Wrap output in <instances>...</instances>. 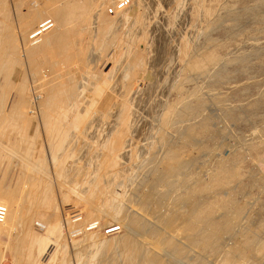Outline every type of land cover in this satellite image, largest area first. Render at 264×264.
Masks as SVG:
<instances>
[{"label": "rangeland", "instance_id": "374dc122", "mask_svg": "<svg viewBox=\"0 0 264 264\" xmlns=\"http://www.w3.org/2000/svg\"><path fill=\"white\" fill-rule=\"evenodd\" d=\"M4 1L0 0V20L3 18L1 21H4L2 15L7 17L11 15L8 18L9 21L12 19L9 22V25H12L10 31L12 30L13 35H11L13 37H19V30L21 31L18 27L20 26L18 25L17 17L19 14L14 9L13 0ZM89 1L94 5L90 2V6L88 5L89 3L86 4V8L88 7L86 10L90 9L86 14L83 12L84 14L81 13V16L79 15L80 21H76L77 23L74 26L75 30L72 29L73 27L71 28V32L69 30L66 40L68 41L70 36L71 39L69 40L71 41L67 42L69 45L72 43V47L68 45L71 48H69L70 51L79 49L77 52L82 53H78L79 55L76 56L79 60H74L76 58H68V62L67 54L61 53L60 50L57 51L56 48H50L51 53L49 48L37 47L38 45L33 46L35 44L33 42L34 44L32 46L36 47V53L31 61L35 64L37 56L38 59L45 58V61L41 63V61L37 60L35 65H31L32 69L29 67L30 65L28 66L29 63L26 60L27 55L22 48V43L24 42L22 41V37H15L17 40L16 42L13 40L16 43L15 50L13 55L11 52L12 57L10 55V58H14L13 63L16 64L17 61L20 68L18 64H12V69L10 70L13 72L6 71V73H9L6 76H10V80L4 76V73L0 74V82L5 81L6 78V87L9 88V85H11L9 92L6 90L9 93L6 97L7 99L9 96L7 99L8 102L11 100L14 101L17 91L14 87H20L21 90H24L23 92L27 91L28 88L33 94V96L31 95L33 100V106H31L32 114L28 113L29 116H32L29 117L28 122L20 119L21 115H18L15 117L11 126L9 125L3 132L0 131V150L3 149L0 152V188L8 190L12 196L11 207L16 210L19 220L13 229V236L11 235L9 238L11 240V250H8L6 255L7 259L4 264H50V262L51 264H57L58 262V264H104L106 261H110L109 258L112 257L110 255L115 252L118 255L117 249L120 246L118 244L119 241L125 238V236L128 237L130 234L124 225H126L129 219H134L136 214L135 219H138L139 215L141 216L138 220L142 227H140V230H143H139L141 234L135 235L136 237L134 236L133 239L139 237L134 240L138 245V249L140 248V259L142 263L146 264L148 263L147 260L154 255L148 241L155 242L154 244H160V239L165 234L163 229L174 227L175 221L180 222L193 207L196 208L203 201L212 199L218 192L223 193L218 194V196L227 202L225 205L227 204V209L230 212H227L226 217L228 225H224L222 222L224 220L223 218H221V221L218 219L219 224L220 222L221 225L223 224V229L219 230L223 233L220 234L222 238L220 239L219 246L222 249L220 248L219 251L227 249L226 251L233 254L237 247L236 243L240 241L237 240L238 235L241 237L243 228L247 227L256 231V235L260 239L257 241L259 244L262 243L260 244L261 246L259 245L261 252H258L257 256L253 258L254 256L250 254V250L248 251L246 249L244 251V260H242L244 263L241 261V264H249V261L251 264L252 262L253 264H264V44L262 43L264 40L258 39L256 43L260 41L259 44L261 43V45L258 44L257 46L253 43L255 41L252 40V38L260 37V35L252 36L258 34V30L262 27L261 22L259 23L253 19H255L254 14L259 12L258 10L261 11L264 9V0H128L127 7L123 9H118V2H126L127 0ZM34 2L36 3L35 7H37L39 4L40 6H44L45 1L39 0L38 2ZM6 9L8 12H6ZM110 9L114 10V14H109ZM209 12L213 13V16H208ZM228 14H233L238 17V32H235L236 30H229V27L224 24V19L228 18ZM248 14L253 16L249 18L247 16ZM45 16V19L49 22L48 25L52 26L54 24L53 19L49 15ZM14 18H17V20ZM105 21L107 22L105 24L108 25H103ZM219 21L222 23L220 24ZM248 21L250 23H245ZM256 28L258 29L256 30ZM49 31H51L50 28L45 33L44 31L42 32L47 34L46 32ZM30 40L33 41L31 37ZM30 40L26 41V44H29ZM212 40L214 43H220L215 44L218 46L215 47V52L220 56L222 62L218 65V70L214 69L215 71L217 70L216 72L212 70L209 73L211 76H209V79L201 81L202 83H196L195 73L188 70L187 67L190 66L187 64L194 60L195 55L197 57L206 48V45H209V43L212 44ZM251 43L255 44L256 47H260V49L263 48L259 50L260 53L253 52L254 49L249 46ZM5 45L7 46V44ZM40 48L43 49V52ZM70 51H67L68 54ZM248 55H259V57L251 58L253 60L244 58L246 59L245 62L241 63L244 60L242 57ZM48 56L50 57L47 58ZM238 57L242 60H239ZM18 58L19 61L21 60V63L18 61ZM236 60L239 64L236 63ZM248 62L249 65L247 64ZM244 63L245 66L246 64L248 66V68L246 66L247 70L244 69ZM237 64L239 67H237ZM241 66L244 71H242L243 69L241 70ZM47 68L52 73L48 72L49 70ZM221 69L226 70H223L225 76L220 74L223 73ZM21 71L25 74L23 72L21 73ZM34 72H37L36 74L39 77ZM57 73L58 75H56ZM68 73L71 76H68ZM44 74H49L50 77H53L51 75H54V77L60 75L59 81L61 83L67 84L68 87L71 85L69 88H71L72 94L74 93L70 99L71 101L69 100L70 104H68V108L71 110H67V108L65 109L67 112L63 110L64 113L66 112V115L64 114L65 116L60 115L62 110H55L52 112L53 114L49 113V117H52L51 119L49 117L47 120L43 119L41 109L39 108H41V102L45 96L44 82H41L43 81L42 77ZM23 75L29 77L28 79H24L26 81H23V83L29 80V84L24 83V86H19L20 82L22 84ZM61 76L64 80L61 79ZM20 79L22 80L19 81ZM224 80L225 82H222ZM10 81L11 83H9ZM190 81L191 83H189ZM192 82L195 83L196 89ZM16 83L19 84L16 85ZM229 83H232L233 86L235 85V88L228 90L227 86L232 85ZM26 85L29 86L27 87ZM205 85L210 88L212 87L211 89L213 90L215 88L217 92L221 91L222 94L225 93L221 97L226 96L225 99H229V102H226L228 103L225 106L226 111L224 109L220 110L221 106L218 107L212 104L211 102L213 101L209 97H206L205 94L202 95L204 88V91L210 89L209 87L206 88ZM200 86L204 88L197 89ZM220 87L223 89L219 91ZM194 92L196 93L194 94ZM188 93L190 94L189 96ZM247 95L251 96V98L243 102L244 105H237L238 107L236 108L234 105H229L230 101L234 100V102H237V98H247ZM193 96L204 97L202 100L205 102L206 105H204L206 108L204 107L205 109L201 110L202 112L200 111L202 114H199L202 117L204 116V118L209 117V120L211 119V124H209L207 132L192 133L194 137L198 136V138H194L192 134L190 136L189 132L186 131L190 128V124L187 125L188 123L182 122L184 119H181L185 115V111L183 110L184 104L191 103L193 106L192 103L195 102L192 101L194 100ZM216 97L215 95L213 100L217 102L220 98ZM175 103L178 104L179 108L176 107L177 104L174 105ZM39 104L41 105L39 106ZM5 107L4 111L8 112V106L6 105ZM124 111L125 113H123ZM204 112L205 114H203ZM39 114L41 117L38 116ZM60 116L61 118L62 116L65 117V119H61ZM165 120L167 122L169 121V123L165 122ZM46 121H48V124L52 122L50 124L51 126L48 124L44 125L43 123H47ZM61 123L63 124L61 125ZM55 125L60 128L55 127ZM184 129L186 130L184 131ZM52 131H54L53 134H51ZM181 140L184 142H180ZM182 146L183 151L184 149L189 151V153H185V156H181V159L183 157L182 162L186 161L187 167H182L184 171L181 169L175 175L176 177L170 176L172 178H164L161 175L163 170L161 160L164 159L165 150H173L174 147L182 148ZM27 149L30 151L28 152ZM221 164H226V169L230 171L237 170L239 175L235 176V178L231 177V181L225 187L218 189V191H211L209 193L197 192L199 194H196V200L194 199L191 203L183 202V205L177 202L178 206H176L174 197L177 195L175 194H178L183 188L190 187V184L193 185L196 182V184H205L209 182L213 175L211 173H214ZM26 166H32L34 169L32 167L28 169ZM25 174L30 178L29 184H24L21 181L22 176ZM151 174H153L152 177ZM154 192L160 193V196L158 193L157 195L154 194ZM141 193L145 195L147 193V197L143 194L144 198ZM151 193L155 196H151ZM161 193L165 196H162ZM122 196L125 197L123 198ZM148 196L149 199H152L151 197L153 196L155 198L153 197L151 201L148 199ZM171 198L174 199H172L173 202ZM146 201H149L147 202L148 204H146ZM167 201L169 203H166ZM131 203H136L134 205H137V207L143 204L141 207L145 213L142 211H139L140 213H134L132 211L134 205L132 206ZM143 207H146L148 210H144ZM149 208L153 209V211L155 209L156 212H154L156 214L153 211L150 213ZM242 210L244 213L241 214ZM89 212L94 213L89 214ZM132 213L135 215H132ZM153 213L154 216L152 215ZM94 216L97 219H94ZM130 216H133V218H130ZM121 219L123 221H119ZM89 222L93 223L90 224ZM77 225H79V228ZM82 228L86 230V233H82ZM87 230L89 238H93L95 241L92 240L91 242L90 239V243H87L89 245H85L87 248L81 245L80 247L78 246V242L80 243L81 239H83L81 235L88 234ZM152 230L157 231L159 235L157 234V237L154 238L153 236L155 234H150ZM36 235H40V237ZM43 235H45V238H43ZM5 237L2 235L1 241L7 242V238ZM37 237L39 240H37ZM142 238L147 240L143 241ZM46 239L48 240L46 241L48 244H44ZM111 239L117 240L115 242L113 240L114 243L111 245L113 246V250L109 249L107 245L108 243L110 245L112 242ZM104 241L107 243H102ZM229 243L233 244L230 245ZM150 253L153 254L150 256ZM164 256L165 254L162 258L166 261V257ZM143 258L144 260H142ZM208 258H204V262L206 261L204 264H213L212 257ZM142 263L140 262V264Z\"/></svg>", "mask_w": 264, "mask_h": 264}, {"label": "bare ground", "instance_id": "6f19581e", "mask_svg": "<svg viewBox=\"0 0 264 264\" xmlns=\"http://www.w3.org/2000/svg\"><path fill=\"white\" fill-rule=\"evenodd\" d=\"M4 1V0H3ZM34 1H39V0H13V2H14V9H16V12L19 14L17 17H18V25H20V26H18L20 29H21V31L19 30V32H20V34H19V37L17 36H12L13 35V33H12V30L10 31V29H11V26L9 25V22L12 20H10L9 21V19L8 18H10L11 17V15H10V17L8 16H4V15H2V17H4V21H1L3 18H1V20H0V74L1 73H4V76H6V74L8 73H6V71H10L11 72V70L10 69H12V64H15V63H13L14 62V58H10V55H11V52H12V55H13V52H14V50H15V44L16 43H14L13 42V40L16 42L17 40L15 39V37L16 38H20V37H22V41H24L22 44V48H23V51L25 52V54L27 55V58H26V60L28 61V66L29 67H31V65H35L36 64V61L37 60H39V61H41V63L42 62H44L45 61V58H39L38 59V56H37V59H36V61H35V64H34V62L33 61H31L32 60V58L34 57V54L36 53V51H35V48L36 47H33V46H37V47H41V48H49V51H50V48H56L57 49V51H59L60 50V52L61 53H64V54H67V59L69 58H76V56H78L79 54L78 53H81V52H77V50H79V49H73V51L71 50L70 51V47L69 46H71L72 45V43H71V45H69V44H67V42L68 41H71V40H69V39H71L70 38V36H69V39H68V41H66L67 40V38H68V34H69V30H70V32H71V28L72 29H74L75 27V25H76V21H80V17H79V15L81 14V13H85L86 14V12L90 9H88V10H86L87 8H86V4L87 3H89L90 1L89 0H44L45 2H44V6H40V4H39V6H37V7H35V2ZM43 1V0H42ZM93 1V0H92ZM117 1V0H116ZM2 2V1H1ZM5 2V1H4ZM11 2V1H10ZM12 2V3H13ZM94 2V1H93ZM260 2V1H259ZM12 3H10L11 5H12ZM90 3H92V2H90ZM88 4L89 6L91 5V4ZM116 3V2H115ZM119 3V2H118ZM5 4V3H4ZM7 4V3H6ZM93 4V3H92ZM104 4V3H103ZM3 5V4H2ZM1 5V6H2ZM87 5V6H88ZM94 5V4H93ZM256 5V4H255ZM259 5V4H258ZM96 6V5H95ZM94 6V7H95ZM109 6V5H108ZM260 6V5H259ZM262 6H263V4H262ZM4 7V6H3ZM254 7V6H253ZM2 8V7H1ZM6 8V7H5ZM248 8V7H247ZM256 8V7H255ZM261 8V7H260ZM264 8V7H263ZM246 9V8H245ZM3 10V9H2ZM7 10V9H6ZM258 10V9H257ZM263 10V11H262ZM261 11L260 10H258L257 12L258 13H256V14H254L255 15V19H253L254 21L255 20H257V22H261L260 24L262 25V27H260V31L258 30V34H255V35H252V36H256V35H260V37H257V38H252V40L253 41H255V42H253V43H255L256 44V46L259 44V42L258 43H256V41H258V39H263L264 40V9H262ZM1 11V10H0ZM4 11H5V9H4ZM9 11H10V9H9ZM254 11H256V10H254ZM6 12H8V10L6 11ZM12 12V11H11ZM15 12V13H16ZM228 12V11H227ZM232 12V11H231ZM250 12V11H249ZM10 13V12H9ZM9 13H8V15H9ZM83 13V14H84ZM113 13H114V10H113ZM247 13V12H246ZM251 13L253 14V12H252V10H251ZM250 13V14H251ZM0 14H1V12H0ZM4 14H6L5 12H4ZM11 14V13H10ZM245 14V13H244ZM16 15V14H15ZM45 15H49L50 16V18L51 19H53V22H54V24L52 25V26H49L48 25V23L49 22H47V20L45 19L46 18V16ZM101 15V14H100ZM229 16H228V18H226V19H224L223 21H224V24L227 26V27H229V30H236L235 32H238L237 30H239L238 29V27H239V22H238V17H236V15H233V14H228ZM238 15V14H237ZM243 15V14H242ZM1 16V15H0ZM14 16V15H13ZM12 16V17H13ZM45 16V17H44ZM81 16V15H80ZM105 16V15H104ZM208 16H213V13H211V12H209L208 13ZM239 16V15H238ZM249 18H250V16H253V15H247ZM246 16V17H247ZM14 17H16V16H14ZM224 17V16H223ZM241 17V16H240ZM247 17V19H249ZM7 18V19H6ZM79 18V19H78ZM83 18V17H82ZM102 18V17H101ZM245 18V17H244ZM14 19H16L17 20V18H14ZM13 19V20H14ZM99 19V18H98ZM108 19V18H107ZM50 20V19H49ZM48 20V21H49ZM252 20V21H253ZM104 21V20H103ZM107 21V20H106ZM103 22L104 24L103 25H108V24H105V23H107V22ZM250 21H251V19H250ZM16 22V21H15ZM102 22V21H101ZM220 22V21H219ZM13 23V22H12ZM11 23V24H12ZM222 22H220V24H221ZM243 23H244V21H243ZM245 23H250L249 21L248 22H245ZM100 24V23H99ZM253 24V23H252ZM251 24V25H252ZM254 24H256L255 22H254ZM17 25V24H16ZM15 25V26H16ZM48 25V27H46ZM102 25V24H101ZM217 25H218V22H217ZM258 25V24H257ZM219 26V25H218ZM245 26V25H244ZM254 26V25H253ZM17 27V26H16ZM52 27H53V29H52ZM99 27V26H98ZM97 27V28H98ZM208 27V26H207ZM216 27V26H215ZM214 27V28H215ZM223 27V26H222ZM252 27V26H251ZM257 27V26H256ZM51 29V31H49V32H46L47 34H44L45 33V31H48V29ZM105 28V27H104ZM209 28V27H208ZM246 28V27H245ZM259 28V27H258ZM258 28H256V30L258 29ZM15 29H17V28H15ZM255 29V28H254ZM75 30V29H74ZM98 30V29H97ZM104 30V29H103ZM252 30V29H251ZM255 30V31H256ZM42 31H44V33L42 32ZM244 31V30H243ZM242 31V32H243ZM16 32H18V31H16ZM42 32V33H41ZM73 32V31H72ZM209 32V31H208ZM253 32V31H252ZM257 32V31H256ZM259 32H261V33H259ZM74 33V32H73ZM12 34V35H11ZM36 34V35H35ZM72 34V33H71ZM236 34V33H235ZM234 35V34H233ZM237 35V34H236ZM230 36V35H229ZM232 36V35H231ZM239 36V35H238ZM30 37L33 39V41H31L30 40ZM39 37H41V38H39ZM71 37H72V35H71ZM233 37V36H232ZM97 38H99V37H97ZM231 38V37H230ZM30 40V42H29V44L27 43L26 44V41H28V40ZM211 39V38H210ZM248 39H250V38H248ZM39 41V42H38ZM213 41V40H212ZM227 41H228V38H227ZM230 41H232V40H230ZM251 41V40H250ZM262 41V40H261ZM33 42H35V44L33 43ZM36 42H37V44H36ZM91 42V41H90ZM210 42V41H209ZM217 42V41H216ZM221 42V41H220ZM247 42V41H246ZM95 43H96V41H95ZM94 43V44H95ZM219 43V42H218ZM218 43H214V41H213V43L212 44H210L209 43V45H206V48L204 49V50H202L200 53H199V55H197V57H196V55H195V58H194V60H192L189 64H187V65H189L190 67H187L188 68V70H190V71H193V73H195V78H196V80H197V82L196 83H198V82H201V81H205V80H207V79H209L211 76L209 75V73H211V71L213 70V71H215L214 69H217L218 68V65H220V63L222 62V59L220 58V56L215 52V47H218V46H216L215 44H218ZM222 43V42H221ZM226 43V42H225ZM244 43V42H243ZM250 43V42H249ZM263 44H264V41L262 42ZM5 44H7V46L5 45ZM32 44H34L33 46H32ZM74 44V43H73ZM220 44V43H219ZM231 44V43H230ZM255 44H252L251 43V45H249L250 47H252L254 50H253V52L254 53H260V51L259 50H261V49H263V48H261L260 49V47H256L255 46ZM69 45V46H68ZM227 45V44H226ZM237 46H238V44H236ZM253 45V46H252ZM259 45H261V43L259 44ZM32 48H31V47ZM74 46H75V44H74ZM228 46V45H227ZM245 46V45H244ZM72 47V46H71ZM220 47V46H219ZM236 47V46H235ZM255 47V48H254ZM40 48V49H41ZM70 48V49H69ZM74 48H76V47H74ZM226 48V47H225ZM228 48V47H227ZM248 48V47H247ZM55 49V50H56ZM103 49V48H102ZM241 49V48H240ZM243 49V48H242ZM249 49V48H248ZM19 50V49H18ZM42 50V52H43V49H41ZM41 50H40V52H41ZM55 50H54V52H55ZM70 51V53L68 54V52ZM101 51V50H100ZM217 51V50H216ZM241 51V50H240ZM257 51H259V52H257ZM263 51H264V49H263ZM41 52V53H42ZM45 52H46V50H45ZM51 52V51H50ZM235 52V51H234ZM250 52H251V50H250ZM249 52V53H250ZM19 53V52H18ZM23 53V52H22ZM37 53H38V51H37ZM46 53H48V52H46ZM52 53V52H51ZM57 53V52H56ZM240 53V52H239ZM252 53V52H251ZM49 54V53H48ZM82 54V53H81ZM227 54V53H226ZM241 54V53H240ZM253 54V53H252ZM12 55H11V57H12ZM22 55V54H21ZM46 55V54H45ZM56 55V54H55ZM84 55V54H83ZM129 55V54H128ZM186 55V54H185ZM233 55V54H232ZM247 55V54H246ZM261 55V54H260ZM44 56V55H43ZM81 56V55H80ZM79 56V57H80ZM227 56H228V54H227ZM20 57V56H19ZM50 56H48L47 58H49ZM223 57V56H222ZM259 57V55H248V56H243L242 58L244 59V58H247V59H249L250 58V60H253V59H251V58H258ZM46 58V59H47ZM62 58V57H61ZM239 58V57H238ZM17 59V58H16ZM51 59V58H50ZM54 59H55V57H54ZM69 59H68V62H69ZM226 59V58H225ZM72 60V59H71ZM74 60H79V59H74ZM229 60V59H228ZM238 60V59H237ZM237 60H236V63H238L237 62ZM239 60H242V59H240L239 58ZM245 60L246 59H244V60H242L241 61V63L242 62H245ZM18 61H19V58H18ZM21 61V60H20ZM19 61V62H20ZM49 61V60H48ZM47 61V62H48ZM51 61V60H50ZM53 61V60H52ZM59 61V60H58ZM132 61V60H131ZM130 61V62H131ZM231 61V60H230ZM233 61V60H232ZM33 62V63H32ZM46 62V63H47ZM72 62V61H71ZM71 62H70V64H71ZM234 62V61H233ZM240 62V61H239ZM250 62V61H249ZM249 62L247 63L248 65H249ZM21 63V62H20ZM23 63V62H22ZM32 63V64H31ZM37 63H39V62H37ZM51 63V62H50ZM53 63H55V62H53ZM224 63V62H223ZM227 63V62H226ZM16 64H18L17 63V61H16ZM15 64V65H16ZM230 64V63H229ZM232 64V63H231ZM234 64H235V62H234ZM239 64V63H238ZM237 64V65H238ZM247 64H246V66H247ZM19 65V64H18ZM27 65V64H26ZM46 65V64H45ZM45 65H43V66H45ZM48 65H50L49 63H48ZM73 65V64H72ZM131 65V64H130ZM224 65V64H223ZM223 65H222V67H223ZM240 65H242V64H240ZM14 66V65H13ZM41 66V65H40ZM58 66H59V63H58ZM129 66V65H128ZM225 66V65H224ZM230 66V65H229ZM232 66H233V64H232ZM231 66V67H232ZM243 66H245V63H244V65ZM246 66H245V68L244 69H246ZM17 67V66H16ZM45 67H48V66H45ZM55 67V66H54ZM57 67V66H56ZM130 67V66H129ZM132 67V66H131ZM228 67V66H227ZM235 67V66H234ZM237 67H239V65L237 66ZM242 67V66H241ZM14 68V67H13ZM18 68V67H17ZM19 68H20V65H19ZM25 68V67H24ZM32 68V67H31ZM41 68V67H40ZM48 68H50V67H48ZM47 68V70H49ZM53 68V67H52ZM52 68H51V70H52ZM247 68H248V66H247ZM29 69V68H28ZM27 69V70H28ZM33 69V68H32ZM45 69V68H44ZM58 69H59V67H58ZM57 69V70H58ZM220 69V68H219ZM231 69H233V68H231ZM239 69V68H238ZM243 69V67L241 68V70ZM244 69L242 70V71H244ZM24 70V69H23ZM39 70V69H38ZM43 70V69H42ZM55 70V69H54ZM61 70V69H60ZM64 70V69H63ZM218 70V69H217ZM216 70V71H217ZM222 70V69H221ZM224 70V69H223ZM223 70H222V72H223ZM247 70V69H246ZM3 71H5V72H3ZM30 71H31V69H30ZM34 71V70H33ZM32 71V72H33ZM59 71V70H58ZM215 71V72H216ZM224 71H226V70H224ZM232 71V70H231ZM13 72V71H12ZM11 72V73H12ZM23 71H21V73H22ZM24 72H25V70H24ZM23 72V73H24ZM38 72V71H37ZM36 72V73H37ZM40 72H41V70H40ZM48 72H50V73H52V71H48ZM54 72V71H53ZM62 72V71H61ZM128 72V71H127ZM214 72V73H215ZM227 72H228V70H227ZM226 72V73H227ZM20 73V74H21ZM25 73H27V71L25 72ZM24 73V74H25ZM35 73V72H34ZM35 73V74H36ZM49 73V74H50ZM187 73V72H186ZM189 73H191V72H189ZM192 73V74H193ZM229 73V72H228ZM243 73V72H242ZM246 73V72H245ZM9 74V73H8ZM40 74V73H39ZM49 74H44L43 75V77H42V80L43 81H41V82H44V85L43 84H41V85H43V87H44V89H45V96H44V100H42V105L41 104H39V106L41 107V108H39V109H41L40 111L42 112L41 114H42V116H43V119H45V120H47V119H51L52 117H49V113H52L53 111H59V110H62V112H61V114L60 115H63V116H65L66 114V108H67V110H69L70 108H68V104H70V102H69V100L71 99V97H73V94H72V92H71V88H69L71 85H69V87H68V85L67 84H63V82L61 83V81H59V78H60V75L59 76H56V77H54V75H51V76H53V77H50L49 76ZM54 74V73H53ZM61 74V73H60ZM220 74H223L224 75V72L223 73H220ZM29 75V74H28ZM56 75H58V73L56 74ZM70 74L68 73V76H69ZM214 75V74H213ZM217 76H218V74H216ZM20 76V75H19ZM24 77H26L25 75H23ZM36 76H38L37 74H36ZM42 76V75H41ZM63 76V75H62ZM62 76H61V79H63L62 78ZM71 76V75H70ZM210 76V77H209ZM221 76V75H220ZM225 76V75H224ZM251 76V75H250ZM1 77V76H0ZM6 77H8V75L6 76ZM21 77V76H20ZM24 77H22L23 78V80L22 79H20L19 81H21L22 80V84H21V82H20V85L19 86H21V85H25L24 83H27V84H29L28 83V81L27 82H24L23 83V81H26V80H24V79H28L29 77H26V78H24ZM33 77V76H32ZM39 77V76H38ZM131 77V76H130ZM193 77V76H192ZM216 77V76H215ZM249 77V76H248ZM253 77V76H252ZM5 78V77H4ZM9 78V79H8ZM7 79L8 80H10V76L8 77ZM31 78V77H30ZM95 78V77H94ZM214 78V77H213ZM224 78V77H223ZM229 78V77H228ZM221 79V78H220ZM64 80V79H63ZM193 80V79H192ZM212 80V79H211ZM31 81V80H30ZM189 81V80H188ZM218 81V80H217ZM249 81V80H248ZM6 78H5V81H2V82H0V131H4V130H6L8 127H9V125L11 126V124H12V122L14 121V119H15V117L16 116H20L21 115V118L20 119H22V120H24V121H27L28 122V120H29V117H31V116H29V114H32L31 113V106H33V100H32V96H33V94L31 93V90H29L28 88H27V91H25V92H23L24 90H21V88L20 87H18V88H20V89H18L17 87H14V89H16L17 91H16V95H15V97H14V101H9L8 102V98H9V96H8V98L6 99V97H7V94H9L8 92H9V89L11 88V85H9V88H7L6 87ZM187 82V81H186ZM207 82V81H206ZM222 82H225V80L224 81H222ZM9 83H11V81L9 82ZM40 83V82H39ZM183 83V82H182ZM189 83H191V81L189 82ZM192 83H194V82H192ZM202 83V82H201ZM219 83H221V82H219ZM17 84H19V83H16V85ZM210 84V83H209ZM208 84V85H209ZM229 84H232V83H229ZM236 84V83H235ZM16 85H14V86H16ZM40 85V86H41ZM203 85V84H202ZM225 85H227L226 83H225ZM27 87L29 86V85H26ZM39 86V85H38ZM76 86V85H75ZM194 86H195V83H194ZM206 86V85H205ZM213 86V85H212ZM216 86V85H215ZM235 86V85H234ZM233 86V84L231 85V86H227L228 88V90L230 89H234L235 87ZM239 86V85H238ZM101 87V86H100ZM207 87H209V86H206V88ZM237 87V86H236ZM259 87V86H258ZM23 88V87H22ZM30 88V87H29ZM179 88H181V87H179ZM190 88V87H189ZM198 88H202L201 86L200 87H197V89ZM204 88V87H203ZM202 88V89H203ZM210 88V87H209ZM212 88V87H211ZM208 89V90H205L204 91V89L202 90V92H204L202 95H206V97H209L213 102H211L212 104H214V105H216V106H218V107H220V110L221 109H224L225 111H226V108H225V106H226V104H228V103H226L227 101L229 102V99H225V97L226 96H224V97H221V96H223L225 93H221V91L220 90H222L221 89V87L219 88V91L220 92H217L216 90H215V88H214V90L213 89ZM43 89V88H42ZM72 89H74L75 90V88H73L72 87ZM193 89V88H192ZM195 89H196V86H195ZM200 89H199V91H200ZM245 89V88H244ZM6 90H8V92L6 91ZM194 91V90H193ZM196 91V90H195ZM244 91V90H243ZM99 92V91H98ZM191 92H192V90H191ZM258 92V91H257ZM76 93H78V92H76ZM100 93V92H99ZM196 92H194V94H195ZM245 93V92H244ZM243 93V94H244ZM44 94V93H43ZM185 94V93H184ZM184 94H183V96H184ZM187 94V93H186ZM193 94V95H194ZM242 94V95H243ZM251 94H253V93H251ZM32 95V96H31ZM76 95V94H75ZM95 95V94H94ZM190 94L188 93V96H189ZM215 95L217 96L216 98H220V99H218V101L216 102V100L214 101L213 100V98H215ZM241 95V96H242ZM245 95V94H244ZM96 96V95H95ZM246 96V95H245ZM248 96V95H247ZM75 97V96H74ZM186 97H187V95H186ZM194 97V100H192V101H195L194 103H192L193 104V106L191 105V103L190 104H184V106H183V104H182V106L184 107H182L183 108V110L185 111V115H184V117H181V119H184L182 122H185V123H188L187 125H189L190 124V128H186V129H184V131L186 130V131H188L189 132V134H190V136H191V134L193 133H199V132H201V131H203V132H207V129L209 128V124H211V122H210V120H209V117H206V118H204V116L202 117V111L201 110H204L206 107H205V102L202 100V98H204L203 96H201L202 98H200V96H193ZM187 98H189V97H187ZM187 98H185V99H187ZM240 98V97H239ZM251 98V96H248L247 98L246 97H243V98H240V99H236L237 100V102L235 101L234 102V100L233 101H230V103H229V105H234L235 106V108L236 107H238L239 105H242L243 104V102H245V101H248L249 99ZM185 99H184V101H185ZM207 99V98H206ZM210 99H207V100H209V101H211ZM31 100H32V102H31ZM179 100V99H178ZM256 100V99H255ZM71 101V100H70ZM92 101V100H91ZM187 101V100H186ZM77 102V101H76ZM189 102V101H188ZM187 102V103H188ZM79 103V102H78ZM182 103V102H181ZM181 103H179V105H181ZM184 103V102H183ZM71 104H72V102H71ZM75 104V103H74ZM177 103H175L174 105H176ZM205 104V105H204ZM8 106V112H5L4 111V109L6 108L5 106ZM77 105V104H76ZM229 105H227V106H229ZM238 105V106H237ZM244 105V104H243ZM29 106H30V108H29ZM69 106H71V105H69ZM78 106V105H77ZM35 107V106H34ZM177 108H179L178 107V104H177V106H176ZM205 107V108H204ZM231 107V106H230ZM75 108V107H74ZM217 108V107H216ZM33 109V108H32ZM73 109V108H72ZM214 109V108H213ZM232 109H233V107H232ZM66 111L65 113H64V111ZM71 110V109H70ZM174 110V109H173ZM172 110V111H173ZM176 110V109H175ZM219 110V109H218ZM7 111V110H6ZM196 111V112H195ZM201 111V112H200ZM73 112V111H72ZM182 112V111H181ZM223 112V111H222ZM19 113V114H18ZM29 113V114H28ZM35 113V112H34ZM56 113V112H55ZM68 113H69V111H68ZM123 113H125V111L123 112ZM179 113V112H178ZM199 113H201V114H199ZM208 113H210V112H208ZM53 114V113H52ZM51 114V115H52ZM57 114V113H56ZM65 114V115H64ZM169 115H170V113H168ZM184 114V113H183ZM203 114H205V112L203 113ZM50 115V116H51ZM55 115V114H54ZM68 115H70V114H68ZM182 115V114H181ZM180 115V116H181ZM38 116H40V114L38 115ZM56 116H59V115H56ZM62 116V118H61V116H60V118L61 119H65V117H63ZM177 116V115H176ZM41 117V116H40ZM49 117V118H48ZM67 117V116H66ZM179 118V117H178ZM34 119V118H33ZM41 119V118H40ZM54 119V118H53ZM59 119V118H58ZM123 119H124V116H123ZM166 119H168V118H166ZM122 120V119H121ZM176 120H177V118H176ZM31 121V120H30ZM42 121V120H41ZM124 121V120H123ZM213 121V120H212ZM16 122H18V121H16ZM33 122V121H32ZM47 123H43L44 125L45 124H48V121H46ZM58 122V121H57ZM62 122V121H61ZM165 122H167V120H165ZM25 123V122H24ZM50 124L52 123V122H49ZM123 123V122H122ZM167 123H169V121L167 122ZM28 124V123H27ZM50 124H48V125H50ZM63 123H61V125H62ZM165 124V123H164ZM30 125V124H29ZM28 125V126H29ZM57 125H60V124H57ZM167 125V124H166ZM165 125V126H166ZM186 125V124H185ZM27 126V125H26ZM51 126V125H50ZM184 126V125H183ZM12 127H13V125H12ZM11 127V128H12ZM46 127V126H45ZM53 127H54V125H53ZM55 127H58V128H60L59 126H56L55 125ZM171 127V126H170ZM179 127V126H178ZM49 128V127H48ZM183 128V127H182ZM185 128V127H184ZM28 129V128H27ZM45 129V128H44ZM47 129V128H46ZM51 129H52V127H51ZM55 129V128H54ZM170 129V128H169ZM172 129V128H171ZM174 130V129H173ZM11 131V130H10ZM53 132L54 131H52V133L51 134H53ZM56 132V131H55ZM183 132V131H182ZM37 133V132H36ZM9 134V133H8ZM12 134V133H11ZM184 134V133H183ZM186 134H187V132H186ZM189 134H187V135H189ZM192 134V136L194 137V135ZM3 135V134H2ZM40 135V134H39ZM185 135V134H184ZM199 135V134H198ZM201 135H203V134H201ZM183 136V135H182ZM189 136V137H190ZM2 137V136H1ZM22 137H24V136H22ZM35 137V136H34ZM160 137V136H159ZM181 137V136H180ZM183 137H186V136H183ZM199 137H200V135H199ZM68 138V137H67ZM188 138V137H187ZM194 138H198V136L197 137H194ZM181 139V138H180ZM179 139V140H180ZM250 139V138H249ZM17 140H18V138H17ZM17 140H15V141H17ZM30 140H31V138H30ZM33 140V139H32ZM35 140V139H34ZM63 140V139H62ZM183 140V139H182ZM182 140L180 141V142H182ZM185 140H186V138H185ZM26 142H27V140H26ZM184 142V141H183ZM182 142V143H183ZM8 143V142H7ZM61 143V142H60ZM59 143V144H60ZM29 144V143H28ZM52 145H54V144H52ZM10 146V145H9ZM31 146V145H30ZM35 146V145H34ZM111 146V145H110ZM178 146H179V143H178ZM15 147V146H14ZM33 147V146H32ZM52 147H54V146H52ZM113 147V146H112ZM163 147V146H162ZM0 148H1V146H0ZM42 148V147H41ZM109 148V147H108ZM111 148V147H110ZM43 149V148H42ZM42 149H40V150H42ZM57 149V148H56ZM59 149V148H58ZM115 149V148H114ZM3 149H1L0 150V152L2 151ZM8 150V149H7ZM17 150V149H16ZM28 150V149H27ZM27 150H26V152H27ZM52 150V149H51ZM14 151V150H13ZM30 150H28V152H29ZM115 151V150H114ZM160 151V150H159ZM5 152V151H4ZM11 152V151H10ZM18 152V151H17ZM186 152H188L189 153V151H187L186 149H184V151H183V146H182V148H175L174 147V149L172 150V149H166L165 150V155H164V159H165V161H163V160H161L160 162L163 164V166L161 165V167H162V174L161 175H163V177L165 178H167V177H169V178H172V177H174L175 175H177L180 171H181V169L184 171V169L182 168V167H184V166H186V161L185 162H182L183 160V157H182V159H181V156H185V153ZM20 153V152H19ZM22 153V152H21ZM49 153V152H48ZM55 153V152H54ZM58 153V152H57ZM187 153V154H188ZM6 154H8V153H6ZM10 154V153H9ZM23 154V153H22ZM34 154V153H33ZM44 154V153H43ZM43 154H42V156H43ZM2 155H3V157H4V154H3V152H2ZM30 155V154H29ZM154 156V155H153ZM10 157V156H9ZM9 157H7V158H9ZM16 157V156H15ZM18 157V156H17ZM19 158V157H18ZM39 158V157H38ZM45 158H46V156H45ZM12 159V158H11ZM54 159V158H53ZM63 161V160H62ZM44 162V161H43ZM23 164V163H22ZM62 165V164H61ZM23 166H25V165H23ZM63 166V165H62ZM149 166V165H148ZM152 166V165H151ZM157 166V165H156ZM226 164H221L220 166H218L217 167V170H215V172L214 173H211V174H213L212 175V177H211V179L209 180V182H207V183H203V184H194L193 183V185H189L190 187H186V188H183L182 189V191H179V193L178 194H175L173 191H172V193L173 194H175V195H177V196H175L174 197V199H175V201H176V206H178V204H177V202L178 203H183V202H185V203H191V202H193L194 201V199L196 200L197 199V195L199 194V193H201V192H204V193H209V192H211V191H218V189H220L221 187H225V185H227V183H229L230 181H231V177H234L235 178V176H237V175H239V173H237V170L236 171H230V170H228V169H226ZM29 167L30 166H26V168H28L29 169ZM32 167V166H31ZM30 167V168H31ZM65 167V166H64ZM158 167V166H157ZM187 167V166H186ZM185 167V168H186ZM23 168V167H22ZM33 169H34V167H32ZM102 168V167H101ZM233 168H235V167H233ZM233 168H231V169H233ZM27 169V170H28ZM37 169V168H36ZM157 169V168H156ZM187 169V168H186ZM24 170H26L25 168H24ZM99 170V169H98ZM30 171H31V169H30ZM36 171V170H35ZM60 171H62V170H60ZM60 171H59V173H60ZM31 172H33V171H31ZM213 172V171H212ZM35 173V172H34ZM37 173V172H36ZM160 173H161V171H160ZM33 174V173H32ZM118 174V173H117ZM140 174V173H139ZM152 175L153 174H151V177H152ZM186 175V174H185ZM189 175V174H188ZM36 176V175H35ZM112 176V175H111ZM141 176H143V175H141ZM156 176V175H155ZM170 176H172V177H170ZM109 177V176H108ZM107 177V178H108ZM139 177V176H138ZM161 177V176H160ZM176 177V176H175ZM97 178V177H96ZM102 178V177H101ZM158 179H159V177H157ZM106 179V178H105ZM153 179V178H152ZM161 179H162V177H161ZM160 179V180H161ZM190 179V178H189ZM98 180V179H97ZM102 180H104V179H102ZM115 180V179H114ZM183 180V179H182ZM21 181H23L24 182V184H29V181H30V178L28 177V175H23L22 176V178H21ZM176 181V180H175ZM179 181V180H178ZM184 181V180H183ZM191 181V180H190ZM146 182V181H145ZM144 182V183H145ZM188 182V181H187ZM85 183V182H84ZM98 183V182H97ZM103 183V182H102ZM142 183V182H141ZM140 183V184H141ZM143 183V184H144ZM146 183H148V182H146ZM145 183V185H147ZM150 183V182H149ZM171 183V182H170ZM186 183V182H185ZM192 183V182H191ZM78 184V183H77ZM124 184V183H123ZM183 184V183H182ZM187 184V183H186ZM149 185V184H148ZM166 186H167V184H165ZM139 186V185H138ZM152 186V185H151ZM165 186V188H167ZM169 186V185H168ZM174 186V185H173ZM74 187V186H73ZM112 187V186H111ZM149 187V186H148ZM156 187H158V185H156ZM181 187V186H180ZM227 187V186H226ZM35 188V187H34ZM105 188H106V186H105ZM163 188H164V185H163ZM90 189V188H89ZM98 189V188H97ZM107 189V188H106ZM113 189H114V187H113ZM123 189V188H122ZM134 189V188H133ZM138 189V188H137ZM161 189V188H160ZM169 189V188H168ZM180 189V188H179ZM224 189V188H223ZM115 190V189H114ZM145 190H146V188H145ZM110 191V190H109ZM126 191H127V189H126ZM164 191V190H163ZM168 191V190H167ZM166 191V192H167ZM132 192H133V190H132ZM151 192V191H150ZM150 192H148L149 194H150ZM158 192H160V191H158ZM157 192V193H158ZM177 192V191H176ZM197 192H199L198 194H197ZM92 193V192H91ZM94 193V192H93ZM131 193V192H130ZM157 193H155L154 192V194H156L157 195ZM168 193V192H167ZM166 193V194H167ZM133 194V193H132ZM132 194H131V196H132ZM144 194V193H143ZM142 193H141V195L144 197V195H143ZM153 193H151V196L152 195H154ZM160 193H158V195H159ZM197 194V195H196ZM218 194H223V193H217L216 195H214V197H212V199H209L208 201H203L202 202V204H200L199 206H197L196 208L195 207H193V209H191L190 211H189V213L187 214V216L185 217V218H183L180 222L179 221H175L174 223H175V226H174V224H173V226L174 227H171V228H166V229H163L164 230V236H160L161 237V239H160V244L159 243H157V244H159V245H157V244H154L153 242H151V241H148V244L149 245H151V251L152 252H154V255H152L151 253L149 254L151 257L147 260V262L148 263H146V264H204L205 262H204V258H208V257H212V261H213V264H241V261L242 260H244V251H246V249L249 251L250 250V254L252 255V256H254L253 258H255V256H257V254H258V252H261V250H259V247L261 246L260 244H262V243H258V236L256 235V231H254L253 229V231L251 230V229H249V228H247V227H244L243 228V231H242V233L243 234H241V237H240V235H238L239 237H237L238 239V241L239 242H237L236 244H237V247L235 248V251L234 250H232V251H234V253L232 254V253H230V252H228V251H226V250H224V251H219L220 250V246H219V243H220V239L222 238L221 237V235L220 234H223L222 232H220L219 230H221V229H223V227H222V225H221V222H220V224H219V220L218 219H220V221H221V218H223L224 220H222V222L224 223V225L225 224H227V221H226V217H227V212H229L228 211V209H227V204L225 205V203H227V202H225V200L223 199V198H221L220 196H218ZM100 195V194H99ZM102 195V194H101ZM138 195V194H137ZM161 195L163 196L164 194H162L161 193ZM170 195H171V192H170ZM93 196V195H92ZM104 196V195H103ZM119 196V195H118ZM146 197H147V193H146V195H145ZM155 196V195H154ZM153 196V197H154ZM160 196V195H159ZM165 196V195H164ZM172 196V195H171ZM94 197V196H93ZM97 197V196H96ZM113 197V196H112ZM116 197V196H115ZM123 198L125 197V196H122ZM133 197V196H132ZM137 197V196H136ZM142 197V198H143ZM153 197H151L152 199H153ZM200 197V196H199ZM223 197V196H222ZM11 198H12V196L10 195V193L8 192V190H6V189H4V188H0V208H2L3 210H5L6 212H5V220L3 221V222H1L0 223V264H4L5 262H6V255H7V252H8V250H11L10 249V241L11 240H9V238L11 237V235L13 234V229H14V227H15V225H16V223H17V221H19L18 220V214H17V212H16V210L15 209H13L12 207H11ZM114 198V197H113ZM129 198V197H128ZM140 198V197H139ZM145 198V197H144ZM155 198V197H154ZM225 198V197H224ZM110 199V198H109ZM108 199V200H109ZM121 199V198H120ZM125 199H127V198H125ZM131 199V198H130ZM137 199H138V197H137ZM148 199H149V196H148ZM152 199H149V200H151L152 201ZM159 199V198H158ZM173 198H171V200H172ZM173 199V200H174ZM83 200V199H82ZM128 200V199H127ZM132 200H133V198H132ZM131 200V201H132ZM170 200V199H169ZM173 200H172V202H173ZM129 201V200H128ZM142 201V200H141ZM161 201V200H160ZM175 201H174V203H175ZM228 201V200H227ZM83 202V201H82ZM114 202V201H113ZM136 202H138V201H136ZM145 202V201H144ZM147 202H149V201H146V204H148ZM158 202V201H157ZM162 202V201H161ZM164 202V201H163ZM70 203V202H69ZM91 203V202H90ZM133 203V202H132ZM131 203V205L133 206L134 204H136V203H134V204H132ZM152 203V202H151ZM159 203V202H158ZM157 203V204H158ZM166 203H169L168 201L166 202ZM165 203V204H166ZM171 203V202H170ZM229 203V202H228ZM111 204V203H110ZM117 204V203H116ZM122 204V203H121ZM130 204V203H129ZM137 204H139V203H137ZM195 204V203H194ZM143 205V204H142ZM141 205V206H142ZM158 205H161V204H158ZM167 205V204H166ZM180 205V204H179ZM183 205V204H182ZM192 205V204H191ZM140 205H139V207H137V205H134V208H133V210L132 211H134V213L136 212V213H140L139 211H142V212H144L145 213V211H143L142 210V207H141ZM144 206H145V204H144ZM156 206V205H155ZM225 206H226V208H225ZM229 206V205H228ZM99 207V206H98ZM101 207V206H100ZM113 207V206H112ZM158 207H160V206H158ZM158 207H156L157 209H158ZM168 207V206H167ZM223 207H224V209H223ZM93 208V207H92ZM105 208V207H104ZM154 208V207H153ZM161 208V207H160ZM177 208V207H176ZM183 208V207H182ZM181 208V209H182ZM186 208H187V206H186ZM190 208V207H189ZM86 209V208H85ZM98 209V208H97ZM143 209L145 210V209H147L146 207L144 208L143 207ZM173 209V208H172ZM223 209V210H222ZM240 209H242V208H240ZM239 209V210H240ZM91 210V209H90ZM99 210V209H98ZM97 210V211H98ZM131 210V209H130ZM148 210V209H147ZM146 210V211H147ZM149 210H150V213H151V211H153V209H150L149 208ZM176 210V209H175ZM183 210V209H182ZM185 210V209H184ZM245 210V209H244ZM96 211V210H95ZM94 211V212H95ZM106 211V210H105ZM111 211H113V210H111ZM154 211H155V209H154ZM153 211V212H154ZM166 211V210H165ZM168 211V210H167ZM171 211V210H170ZM187 211V210H186ZM221 211H223V212H221ZM235 211V210H234ZM233 211V212H234ZM94 212H89V214H93ZM99 212V211H98ZM100 212H102V211H100ZM130 212V211H129ZM148 212V211H147ZM156 212V211H155ZM154 212V213H155ZM172 212V211H171ZM175 212V211H174ZM173 212V213H174ZM177 212V211H176ZM188 212V211H187ZM236 212V211H235ZM112 213V212H111ZM127 213H128V211H127ZM149 213V212H148ZM147 213V214H148ZM154 213L152 214L153 216H154ZM180 213V212H179ZM184 213V212H183ZM230 213V212H229ZM242 213H244L243 212V210H242V212H241V214ZM88 214V213H87ZM88 214V215H89ZM156 214V213H155ZM177 214V213H176ZM86 215V214H85ZM94 215H96V214H94ZM107 215V214H106ZM132 215H135V214H133L132 213ZM150 215V214H149ZM151 215V216H152ZM163 215V214H162ZM234 215V214H233ZM124 216V215H123ZM135 216H137V214L135 215ZM135 216H134V219H127L126 221V225H124V226H126V228H127V230H128V232L130 233L129 234V236L128 237H126L125 236V238H123L122 240H120L121 239V237H120V241H119V245L120 246H118V249H117V254L118 255H116L115 253L114 254H112V255H110V253H109V255H110V257L111 258H109L110 259V261H106V263H104V264H140V262L142 263V261H141V252H140V248L138 249V245H137V243H135V240L134 239H137V238H139V237H137V238H134L133 239V237L136 235H138L139 233H140V231H142V230H140V221L138 220L139 219V217L141 218V216L139 215L138 216V219H135ZM143 216H145V215H143ZM157 216H158V214H157ZM160 216V215H159ZM172 216H174V215H172ZM176 216V215H175ZM220 216V217H219ZM91 217V216H90ZM125 217H126V215H125ZM125 217H123V219H125ZM133 218V216H130V218ZM183 217V216H182ZM219 217V218H218ZM86 218V217H85ZM92 218H93V215H92ZM137 218V217H136ZM170 218V217H169ZM230 218V217H229ZM241 218V217H240ZM94 219H97V218H95V216H94ZM99 219V218H98ZM157 219V218H156ZM118 220V219H117ZM142 220H143V218H142ZM141 220V221H142ZM158 220V219H157ZM163 220V219H162ZM227 220H229V219H227ZM231 220V219H230ZM119 221H123L122 219L121 220H119ZM155 221V220H154ZM161 221V220H160ZM226 221V222H225ZM232 221V220H231ZM234 221V220H233ZM241 221H243V220H241ZM98 222V221H97ZM115 222H116V220H115ZM177 222H179V223H177ZM90 224L91 223H93V222H89ZM125 223V222H124ZM229 223V222H228ZM231 223V222H230ZM237 223H239L238 221H237ZM236 223V224H237ZM243 223V222H242ZM117 224V223H116ZM150 224V223H149ZM232 224V223H231ZM241 224V223H240ZM245 224V223H244ZM92 225H94V224H92ZM109 225V224H108ZM122 225V226H123ZM163 225V224H162ZM165 225V224H164ZM228 225V224H227ZM24 226V225H23ZM70 226V225H69ZM79 225H77V227H78ZM85 226V225H84ZM84 226H83V228H84ZM90 226V225H89ZM123 226V227H124ZM145 226V225H144ZM172 226V225H171ZM237 226V225H236ZM244 226V225H243ZM76 227V226H75ZM76 227V228H77ZM86 227H87V225H86ZM99 227V226H98ZM146 227V226H145ZM160 227H162V226H160ZM166 227V226H165ZM167 227H168V225H167ZM230 227V226H229ZM228 227V228H229ZM59 228H60V225H59ZM79 228V227H78ZM82 228V229H83ZM92 228V227H91ZM94 228V227H93ZM142 228V227H141ZM231 228V227H230ZM236 228V227H235ZM238 228V227H237ZM242 228V227H241ZM26 229V228H25ZM62 229V228H61ZM88 229H89V227H88ZM158 229V228H157ZM232 229V228H231ZM255 229V228H254ZM69 230V229H68ZM77 230V229H76ZM83 230H85V229H83ZM82 230V233L84 232V233H86V230L85 231H83ZM91 230V229H90ZM99 230V229H98ZM140 230V231H139ZM151 230V229H150ZM225 230H226V228H225ZM225 230H223V231H225ZM228 230V229H227ZM230 230V229H229ZM235 230V229H234ZM237 231L239 230V229H236ZM60 231V230H59ZM80 231V230H79ZM114 231V230H113ZM232 231H233V229H232ZM240 231V230H239ZM64 232V231H63ZM78 232V231H77ZM112 232V231H111ZM228 232V231H227ZM87 233H88V230H87ZM146 233V232H145ZM152 233V235L153 234H155L153 237L155 238V237H157V231H155V230H152V231H150V234ZM231 233V232H230ZM81 234V233H80ZM79 234V235H80ZM92 233L90 232V235H91ZM94 234V233H93ZM141 234V233H140ZM227 234V233H226ZM2 235L3 236H6L5 238H7V242L6 241H1V239H2ZM23 235V234H22ZM35 235V234H34ZM46 235V234H45ZM45 235H43V238H45L44 236ZM128 235V234H127ZM152 235H150V236H152ZM159 235V234H158ZM229 235V234H228ZM234 235V234H233ZM255 235H256V237H255ZM13 236V235H12ZM20 236V235H19ZM36 236H38V235H36ZM47 236V235H46ZM58 236V235H57ZM82 237H83V239H81V242L79 243L78 242V246H84L85 247V245H89V244H87L88 242H89V240L91 239V242H92V240H93V238H89V233L88 234H85L84 236L83 235H81ZM92 236V235H91ZM90 236V237H91ZM135 236V237H136ZM142 236V235H141ZM145 236V235H144ZM232 236V235H231ZM15 237V236H14ZM35 237V236H34ZM38 237H40V235L38 236ZM38 237H37V240H39L38 239ZM42 237V236H41ZM94 237V236H93ZM143 237V236H142ZM19 238V237H18ZM42 238V239H43ZM98 238V237H97ZM145 238V237H144ZM147 238V237H146ZM150 238V237H149ZM152 238V237H151ZM228 238V237H227ZM239 238H241V239H239ZM41 239V241L43 242V240ZM53 239V238H52ZM95 239V238H94ZM105 239V238H104ZM159 239V238H158ZM230 239V238H229ZM56 240H57V238H56ZM59 240V239H58ZM111 240H112V242H111ZM110 240V245H109V243L107 244L108 246H109V249H112V247L113 246H111V245H113V243L115 242V241H117V240H114V239H111ZM113 240H114V242H113ZM142 240L144 241V240H147V239H143L142 238ZM157 240V239H156ZM234 240V239H233ZM236 240V241H237ZM260 240V239H259ZM23 241V240H22ZM46 241H48L47 239L45 240V243L44 244H48V243H46ZM93 241H95V240H93ZM108 241V240H107ZM137 241V240H136ZM143 241H142V244H143ZM154 241V240H153ZM235 241V240H234ZM264 241V240H263ZM261 242H262V239H261ZM20 243V242H19ZM90 243V242H89ZM95 243H98V242H95ZM102 243H107V242H102ZM141 244V243H140ZM139 244V245H140ZM148 244H146V245H148ZM230 244V243H229ZM233 244V243H232ZM232 244H230V245H232ZM235 244V243H234ZM263 244H264V242H263ZM21 245V244H20ZM100 245H101V243H100ZM260 245V246H259ZM80 246V247H81ZM99 246V245H98ZM117 246V245H116ZM263 246V245H262ZM44 247H45V245H44ZM80 247H78V248H80ZM231 247V246H230ZM85 248H87V247H85ZM106 248V247H105ZM263 248V247H262ZM95 249V248H94ZM98 249V248H97ZM101 249V248H100ZM109 249H107V250H109ZM149 249V248H148ZM222 249V248H221ZM232 249V248H231ZM113 250V249H112ZM106 251V250H105ZM230 251V250H229ZM247 251V253H249ZM13 252V251H12ZM145 253V252H144ZM165 254V256L164 257H166V261L165 260H163L164 258H162L163 257V255ZM97 255V254H96ZM108 255V254H107ZM214 255V256H213ZM101 256V255H100ZM119 256V257H118ZM250 256V255H249ZM147 257V256H146ZM214 257V258H213ZM94 258V257H93ZM170 258V259H169ZM248 258V257H247ZM250 258V257H249ZM92 259V258H91ZM94 259H96V258H94ZM108 259V260H109ZM209 259V258H208ZM207 259V260H208ZM98 260V259H97ZM142 260H144V258L142 259ZM146 260H145V262H146ZM254 260V259H253ZM252 260V261H253ZM70 261V260H69ZM245 261H246V259H245ZM13 262V261H12ZM66 262V261H65ZM81 262V261H80ZM97 262V261H96ZM208 262V261H207ZM243 263H244V261H242ZM254 262H256V261H254ZM53 263V262H52ZM59 263V262H58ZM57 263V264H58ZM67 263V262H66ZM100 263V262H99ZM103 263V262H102ZM211 263V262H210ZM49 264V263H48ZM50 264H51V262H50ZM64 264V263H63ZM142 264H145V263H142ZM249 264H251L250 263V261H249ZM252 264H253V262H252Z\"/></svg>", "mask_w": 264, "mask_h": 264}, {"label": "built area", "instance_id": "2783aa9c", "mask_svg": "<svg viewBox=\"0 0 264 264\" xmlns=\"http://www.w3.org/2000/svg\"><path fill=\"white\" fill-rule=\"evenodd\" d=\"M118 4H119L117 6L118 9L126 8L127 7V4H128V0L126 2H120L119 1ZM109 14H114L112 9L109 10ZM5 212H6L5 210H3L2 208H0V223L5 220Z\"/></svg>", "mask_w": 264, "mask_h": 264}]
</instances>
